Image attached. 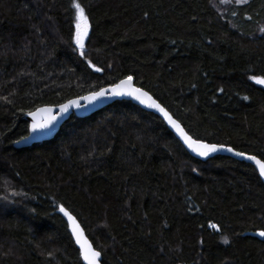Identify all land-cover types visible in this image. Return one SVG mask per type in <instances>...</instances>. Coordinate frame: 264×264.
I'll use <instances>...</instances> for the list:
<instances>
[{
	"label": "trees",
	"instance_id": "16d2710c",
	"mask_svg": "<svg viewBox=\"0 0 264 264\" xmlns=\"http://www.w3.org/2000/svg\"><path fill=\"white\" fill-rule=\"evenodd\" d=\"M77 1L90 25L85 56ZM224 2L0 0V264H83L60 206L103 264H264L256 168L192 156L129 100L14 145L29 112L132 76L194 138L264 160V86L251 79L264 78V0Z\"/></svg>",
	"mask_w": 264,
	"mask_h": 264
},
{
	"label": "snow or ice",
	"instance_id": "6c2138e0",
	"mask_svg": "<svg viewBox=\"0 0 264 264\" xmlns=\"http://www.w3.org/2000/svg\"><path fill=\"white\" fill-rule=\"evenodd\" d=\"M247 0H236V3L243 4L246 3ZM74 7L77 11V21H76V34H75V43L79 47L80 55L85 56V40L88 38L89 33V22L88 17L85 15V9L81 6L79 2L74 3ZM90 66H92L95 71L102 72L103 68L96 67L95 65L91 64V61L88 62ZM251 79L255 80L256 83L264 85V78L259 77H251ZM133 77L127 76L124 79L120 80L119 83H115L112 85L110 89L102 88L99 91L92 92L88 96L82 97L83 100L88 101L89 103H93L99 99L104 98L108 93H111L113 96H130L134 99L140 101V103L146 104L147 107L155 108L159 112H161L168 120V123L176 129V131L180 134V136L184 139L187 146L195 152L199 156L207 157L211 153H215L221 150H226L228 152H234L236 156H240L246 158L250 161H254L256 165L259 166V173L261 176H264V160L258 159L255 155H246L244 152L235 151L231 147L225 148L223 145H216V144H208L199 139H193L191 136L188 135L187 132L180 126V124L172 118V116L163 108L161 107L155 100H153L148 93L142 91L139 88H134L132 86ZM247 99V97H245ZM81 107L79 101L71 100L67 104L61 105V111L67 112L71 107ZM50 108L46 109H38L35 113H29V115L33 116L34 123L32 125L33 132L37 131L38 129H46L49 128L52 123L56 120V117L50 115L51 113ZM49 113L46 119L37 120L36 117L39 113ZM70 221L72 225V231L76 238L77 243L80 245V249L82 251V256L87 264H99V258L101 256L100 251H96L92 245L83 237V229L79 227L76 223V218L72 216L63 206H60L59 209ZM212 228H217V225H211ZM258 235L264 237V230L259 231ZM227 242V241H225Z\"/></svg>",
	"mask_w": 264,
	"mask_h": 264
},
{
	"label": "water",
	"instance_id": "95a60500",
	"mask_svg": "<svg viewBox=\"0 0 264 264\" xmlns=\"http://www.w3.org/2000/svg\"><path fill=\"white\" fill-rule=\"evenodd\" d=\"M89 35V33H88ZM87 40V39H86ZM86 40H85V43H86ZM78 47V46H77ZM79 48V47H78ZM124 79V78H123ZM122 80V79H121ZM120 80L116 83H119ZM115 84V83H114ZM113 85V84H112ZM112 85H108V86H105V87H102V88H108L110 89L112 87ZM132 86L134 88H139L141 89L142 91L148 93V96H150L153 100H155L161 107H163L171 116L174 120H176L180 126L184 129L185 132L188 133L189 136H191L193 139H196L194 138L186 129L185 127L183 126V124L181 123V121H179L172 113L171 111H169L151 92H149L148 90L138 86L135 82H134V79L132 81ZM100 88V89H102ZM100 89L96 90V91H99ZM92 92H95V91H92ZM92 92H89V93H86L84 95H81V96H78V97H74V98H71L61 104H58V105H43V106H40L38 108H36L35 110L29 112V113H35L37 112L38 109H46V108H50L52 111L50 113V115L56 117V120L52 123V125L49 127V128H46V129H38L37 131L33 132L32 130V125L34 123V119H33V116L32 115H29V113L26 115V118L27 120L29 121V134L27 136H25L24 138L20 139L19 141L15 142V147H26V146H30L34 143H38V142H41V141H44V140H48V139H51L53 138L57 133L58 131L60 130L61 126L65 123V121H67L73 114H75L76 116L78 117H86L96 111H98L99 109L113 103L114 101L116 100H129L131 102H133L134 104L140 106L141 108L147 110V111H151L153 113H155L156 115H158L166 124L167 126L169 127V129L174 133V135L178 138V140L182 143V145L187 149V151L194 157L196 158H199V159H202V160H207L211 157H213L214 155L216 154H223V155H228V156H231L233 158H236L238 160H243L247 163H250L252 164L256 170L258 171L259 173V166L255 164L254 161H250L246 158H243V157H240V156H236L234 154V152H228L226 150H221V151H218V152H215V153H211L209 156L207 157H203V156H199L197 155L195 152H193L188 146L187 144L185 143L184 139L180 136V134L176 131V129H174L169 123H168V120L167 118L161 113L159 112L157 109L155 108H150V107H147L146 104H143V103H140V101L134 99L133 97H130V96H113L111 95V93H108L104 98L102 99H99L93 103H89L88 101H85L82 99V97L84 96H88L90 95ZM71 100H77L80 102V104L82 105L81 107L77 108L75 106L71 107L68 109L67 112H62L61 111V105H64V104H67L69 101ZM49 115V113H39L38 116L36 117L37 120H40V119H46L47 116ZM203 141V140H201ZM205 143H208V144H216V145H223V144H218V143H210V142H207V141H203ZM225 148L227 147H231L233 148L232 146H228V145H223ZM235 151H239L235 148H233ZM242 152V151H240ZM246 155H254V154H249V153H246L244 152ZM258 159H261L260 157H258L257 155H255ZM263 160V159H261ZM260 175V173H259ZM261 176V175H260ZM261 178L263 179L264 181V176H261ZM72 216H74L76 218V223L79 225V227L81 229H83V237L84 239H86L91 245L92 247L96 250V251H100L98 250L95 245L93 244L92 240L89 238V236L87 235L86 233V230L85 228L83 227V225L81 224V222L79 221V219L69 210L67 209L65 206H63ZM60 209V208H59ZM59 213L62 215V217L65 219V221L67 222L68 224V228H69V232L70 234L72 235V238L76 244V246L78 247L79 251H80V255H81V259H82V262L83 264H87V261H85L83 259V256H82V251L80 249V245L77 243L76 241V238L73 234V231H72V225L70 223V221L68 220V217H66L64 215V213H62L60 210H59ZM101 252V251H100ZM102 252H101V256L99 258V264H103L102 262Z\"/></svg>",
	"mask_w": 264,
	"mask_h": 264
},
{
	"label": "rangeland",
	"instance_id": "374dc122",
	"mask_svg": "<svg viewBox=\"0 0 264 264\" xmlns=\"http://www.w3.org/2000/svg\"><path fill=\"white\" fill-rule=\"evenodd\" d=\"M78 2V1H77ZM223 3H225L224 2V0H223ZM74 6V5H73ZM86 15V14H85ZM73 18H74V22H75V25H76V21H77V11H76V9H75V7H74V15H73ZM260 78V77H259ZM253 80V79H252ZM253 81H255V80H253ZM258 84V83H257ZM259 85H262V84H259ZM262 86H264V85H262Z\"/></svg>",
	"mask_w": 264,
	"mask_h": 264
}]
</instances>
